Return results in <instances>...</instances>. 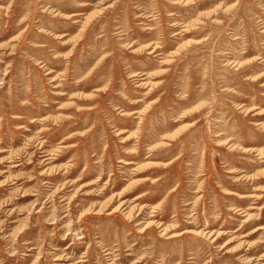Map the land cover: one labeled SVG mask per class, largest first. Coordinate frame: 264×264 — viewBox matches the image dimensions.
<instances>
[{
  "label": "rangeland",
  "instance_id": "obj_1",
  "mask_svg": "<svg viewBox=\"0 0 264 264\" xmlns=\"http://www.w3.org/2000/svg\"><path fill=\"white\" fill-rule=\"evenodd\" d=\"M0 264H264V0H0Z\"/></svg>",
  "mask_w": 264,
  "mask_h": 264
},
{
  "label": "bare ground",
  "instance_id": "obj_2",
  "mask_svg": "<svg viewBox=\"0 0 264 264\" xmlns=\"http://www.w3.org/2000/svg\"><path fill=\"white\" fill-rule=\"evenodd\" d=\"M120 206H123V205H120ZM120 206H117L116 208H118V207H120ZM116 208H114L113 210H111V211H109L108 213H107V215H111V214H113L114 212H115V210L117 211V209ZM122 210V207L119 209V211H121ZM99 211L100 210H97V211H95V213H99ZM124 212H126L125 211V209L124 210H122V213H123V215L124 216H131V214H132V212H131V210H129V211H127L126 213H124ZM127 218V217H126ZM160 227V226H159ZM158 227V228H159ZM263 228V227H262ZM172 229L170 228H161L160 227V235L161 236H165L166 234H167V232H169V231H171ZM187 233H192V234H194V235H201L202 233L200 232V231H190V232H187ZM205 234V233H204ZM167 236V238L168 239H170V238H175V237H178L179 235H177L176 233H170L169 235L167 234L166 235ZM202 236V235H201ZM206 237L207 238H209V235L207 234L206 235ZM212 240H214V239H212Z\"/></svg>",
  "mask_w": 264,
  "mask_h": 264
}]
</instances>
